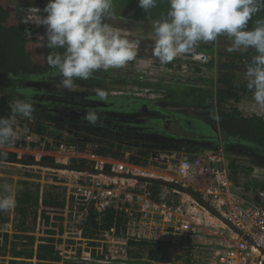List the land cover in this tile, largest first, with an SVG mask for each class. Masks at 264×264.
<instances>
[{"label":"trees","instance_id":"1","mask_svg":"<svg viewBox=\"0 0 264 264\" xmlns=\"http://www.w3.org/2000/svg\"><path fill=\"white\" fill-rule=\"evenodd\" d=\"M46 2L47 0H0V79L7 81L4 86L5 92L0 95V117L13 119L10 104L16 98L23 99L21 95L30 91L28 87L39 84L37 88H41L43 91L47 90L45 85H51L49 83L53 79H61L59 76L51 75L52 70L47 65V57L54 50L47 46L46 39L32 35V32L38 31L40 27L20 21V16L25 7L43 9ZM113 4L114 11L111 17L151 30L152 21L163 17L169 8L167 0H157V5L147 11L139 7L138 0H113ZM258 20H264V8L253 15L249 21V28L255 27ZM229 47L230 41L221 35L216 41L201 42L192 51L215 53V58L219 61L218 68L225 69L215 80L214 88L212 82L205 78L203 79L205 83H209L208 86H188L181 80L165 83L163 80L148 79L142 82L121 78L117 75L106 76L98 73H94L93 77L88 80L78 79L75 84L86 86L89 89H98L100 85L97 82L118 80L128 83L129 86L126 90L116 91L107 96V101H103L107 105L103 104L102 107L109 112L144 116V122L139 126V128H144V148L148 145V141L145 140L146 134L160 133L155 130L159 129L168 134L166 140L168 143L176 145L172 149L174 151L184 150L185 152L197 153L201 150H214L220 147L224 152L240 148L257 158L264 159V116L262 114L244 115L233 104L239 102L246 95L252 94L247 89L246 80L238 78L235 69L240 66L238 68H243L245 71L252 56L256 53L253 49H249L247 52L229 51ZM152 48L153 46H147L146 49L152 52ZM55 51L62 52L63 49H56ZM212 62L214 61L211 60L206 65L210 66ZM131 63L129 61L127 64ZM198 71L201 70L198 69ZM143 87L148 90L149 96L138 97L134 95L136 90ZM49 89L53 92L56 91L54 87ZM83 97H94L100 100L97 93L90 95L87 92V94H83ZM160 102L162 104H159ZM179 105L188 106L191 110L176 108ZM137 110L139 114L136 113ZM123 124L135 128L133 124L125 122ZM21 125L26 132L36 133L42 140H44L43 137L47 136L44 125L38 119L36 121L27 119ZM64 133L65 131L62 133L54 132L51 145H56L58 141L71 142V138L66 135L67 132ZM137 134V136L143 137L142 131ZM129 140L126 139L127 142ZM132 141L134 142V140ZM26 144L17 139L14 144L0 145V162L6 161L23 165L35 164L36 160L32 154H27L20 148L18 149L19 145L22 147ZM35 145L37 150L41 151L38 165L56 168L54 166L55 156L50 150V143L44 141L41 148L38 143ZM97 148V152L102 156L142 165L139 160L126 158L124 152H120L126 150L127 145L122 146V144L106 141L99 143ZM133 153H137V150H134ZM70 165L76 170H90L92 160L77 157L70 160ZM229 168L232 182L235 185H242L245 191L255 193L264 188V179L251 178L240 183L235 175L243 168L234 163H230ZM53 180L55 177L47 178L46 182L42 184H37L32 180L18 181L13 194L15 201L11 217L13 231L0 233L2 237L0 242L1 256L7 255V258L0 259V264H32L28 259L33 257L35 258L34 264H58L56 261L59 260V255L55 251L53 243L55 235L62 233L65 188L52 183ZM152 183L156 184L157 182L152 181ZM40 186L42 187L39 196ZM153 192L154 196H157V191ZM194 193L198 195V192L194 191ZM10 196L12 197V195ZM39 197H41L40 202ZM39 210L40 218L37 224ZM2 213L3 211H0V224L6 220ZM111 221V217L107 216L105 223L110 224ZM120 221L121 218H118L117 222ZM87 225L85 233L92 234V229L96 226L92 214L87 220ZM36 228L39 236L35 234ZM36 240H43L44 242H37ZM164 248L165 246L157 243L131 242L129 256L125 259L101 257L97 260L89 259L87 263L195 264L191 259L188 261V258H183V261L171 260L167 254L164 258L163 256L155 257L151 253L152 249L164 250ZM68 261L74 263L75 259Z\"/></svg>","mask_w":264,"mask_h":264},{"label":"built area","instance_id":"2","mask_svg":"<svg viewBox=\"0 0 264 264\" xmlns=\"http://www.w3.org/2000/svg\"><path fill=\"white\" fill-rule=\"evenodd\" d=\"M32 9L25 7L20 21L37 26L32 22H25L33 15ZM41 14L43 15L42 12ZM37 27L40 29L32 32V35H43L44 27ZM139 49L138 45L134 60L140 55ZM215 57V53L190 52L181 56L183 60L177 62L179 65L177 64L175 72L172 70V64L177 58L165 68L158 65L154 59L155 68L159 71L156 78L164 82L166 75V78L173 77V81L177 79L182 82L187 81V77L182 78L186 75L192 79L197 78L196 76L203 75V66L211 60L214 61ZM150 61L144 59V65L146 62L150 65ZM141 62L134 65L138 66ZM175 74L179 76L174 79ZM215 84V81L212 82L213 88ZM206 85L209 83L199 86ZM82 87V92H89L86 86ZM114 92L116 90L110 91V94ZM13 119L20 141L39 145L44 143L36 133L25 131L21 125L24 122L18 115ZM19 148H22L21 145ZM97 149L88 147L80 150L75 144L65 141H58L53 146L56 161L70 165L73 158H86L92 160L90 170L50 168L38 163L33 164L56 172L57 176L51 182L65 188L62 233L55 235L53 243L59 255L56 263L88 264L87 260H97L101 257L125 259L129 256L131 242L144 241L160 243L165 248L177 246V249L185 251L195 264H264V188L257 190L254 197V193L245 191L242 185H235L230 178L229 164L225 162L222 148L197 153L169 150V154L156 153V156H153L154 159L157 157L159 162L165 160L169 172L193 185L198 196L207 201L222 219L180 189L159 182L153 184L147 179L150 173L142 166L102 156ZM33 156L38 161L41 151ZM60 173L63 176H60ZM153 191H157V196H154ZM168 193L173 197L167 196ZM178 194L188 195L191 201L183 205L184 201ZM196 207L222 224H208L215 237L210 242L201 241L204 234L196 220L202 218ZM12 209L13 207L3 211L6 220L1 222L0 233L13 231ZM39 213L40 210L37 224ZM91 214L96 226L92 229V234H86L87 220ZM107 216L111 217L110 224L105 223ZM118 218H121L120 222H117ZM35 234L39 236L37 228ZM199 253L205 256L198 255ZM70 259H75V262L69 263ZM28 261L34 264L35 258Z\"/></svg>","mask_w":264,"mask_h":264},{"label":"clouds","instance_id":"3","mask_svg":"<svg viewBox=\"0 0 264 264\" xmlns=\"http://www.w3.org/2000/svg\"><path fill=\"white\" fill-rule=\"evenodd\" d=\"M167 2L166 14L152 21V55L159 63L168 64L195 50L201 42H213L223 35L230 41L229 51H255L244 79L255 105L264 110V20L249 28L253 15L264 8V0ZM138 5L147 11L157 5V0H138ZM32 11L25 22L44 27V34L39 36L54 50L47 57V65L68 91L75 90L76 80L124 67L137 56L139 42L130 41L106 22L114 11L113 0H47L42 10L33 7ZM97 96L101 101L108 99L102 90H97ZM10 108L13 116L28 119L34 112L33 103L27 99H16ZM83 119L95 126L101 116L89 108ZM17 139L15 120L0 117V145L14 144ZM14 204L10 195H0V211H8Z\"/></svg>","mask_w":264,"mask_h":264},{"label":"rangeland","instance_id":"4","mask_svg":"<svg viewBox=\"0 0 264 264\" xmlns=\"http://www.w3.org/2000/svg\"><path fill=\"white\" fill-rule=\"evenodd\" d=\"M110 25H112L115 29H117L122 36L127 37L129 40H134L138 41V45L140 47L139 49V56L136 60H132L131 64H127L124 67L121 68H114L110 69L107 72L105 71H98L96 73L101 74V75H106V76H114L117 75L121 78L125 79H132V80H138L144 82V80H156L158 81L159 79L156 78L157 74L159 71L156 70L155 68V62L153 60H157L153 55L152 52L148 51L146 48L147 46H153V40L151 37L152 30L149 28H146L144 26H138V25H133L130 24L129 22H126L124 20L115 18V17H110L107 21ZM192 52V51H191ZM188 54V53H186ZM183 54V55H186ZM180 55L177 57L176 60L173 61V64H176L173 66L172 64V70L175 72L177 62H181L183 60ZM144 59L146 60H151L150 65H147V62L144 65ZM139 61H142L140 65L136 66L135 64H138ZM218 63L217 59H214V62H212V65H206L203 66V75L196 76L197 78H191L190 76H184L182 78L187 77V81L184 80V83L188 86H193V85H204V79H208L211 82H214L219 75L225 71V69H222L221 67L218 68ZM158 65H162L159 63L157 60ZM168 64L162 65L164 68L168 66ZM179 65V64H178ZM240 66H237L235 71L237 72V76L240 79H244V69L241 68L239 69ZM202 68V67H201ZM200 68V69H201ZM167 72V71H166ZM185 73V72H184ZM177 74V73H176ZM174 76V79L176 78V75ZM167 76V75H166ZM164 77L165 83H170L173 81L172 78H166ZM1 77V76H0ZM60 79H53L51 85H45L47 87V90H43L41 88H37L39 86L33 84L31 81V84H33V87H28V92H24L22 96L23 99L29 100L30 102L33 103L34 106V112L32 114V118L30 119L31 121H36V119L39 120L40 123L44 125V128L47 131V136L43 137L44 141H48L50 143V150L53 152L54 156L56 155V152L53 151V146L51 145L52 141V134L54 132L56 133H62V131H65L64 134L67 132V137L71 138V142L75 144L76 146L79 147L80 150H83V148H88L91 147L92 149L98 147V144L101 142H113L115 144H122V146H128L126 150H121L120 152H124V155L126 158H134L135 160H139L140 163H142L143 168L147 169L148 172L150 173L149 177H155V178H164L170 182H175L178 185H183L184 188H187L191 190L192 192L196 191L193 187V185L189 184L187 181L184 179L177 177L172 172L168 171V166L165 163V160H161L159 162L156 159L153 158V156H156V153H166L169 154V150H172L174 147H176L175 144L173 143H168L167 136L168 134L161 132L159 129H155L159 131L160 133L153 134L155 132H151L152 134L148 133L145 136V140L148 141L147 147L144 148V128L139 126L143 124L144 122V116H141L139 114V111L137 110L136 113H138V116H132V114L126 115V114H120V113H114L109 112L103 109V104L107 105L105 102L98 100L94 97L91 98H84L83 94H87V92H82L84 88L80 85L75 84V90L73 91H68L64 89L61 86V83L59 81ZM177 80V79H176ZM175 80V81H176ZM26 83V82H25ZM100 87L98 89H87L89 90V94L92 95L93 93H97V90H102L106 93L107 96L112 95L110 94V91L116 90V91H122L126 90L128 88L129 84L128 83H123V81H118V80H110L107 82H97ZM7 84V81L4 79H0V95L5 92L4 86ZM50 86V87H48ZM208 86V85H206ZM55 88L56 91H51L49 88ZM61 89L63 90L62 92L57 90ZM86 90V89H85ZM41 92V93H38ZM35 95H46L50 101L54 100V107L53 105L52 110H56L59 112H62L63 116L68 117L69 115H74V116H79V117H84L85 115V110L86 109H96L100 116H105V117H113L116 119L117 124L121 125L123 124L122 122L133 124L135 128H138V132L142 131L143 132V137L137 136L138 132H129L127 135L124 133H116V132H108L105 130L101 131H96V133H92V131H89L90 127H82L77 125L76 123L68 122L62 115L57 114L56 112H45L42 110H39V106L45 107V104L47 103V99L45 100H39L35 98ZM134 95L138 97L142 96H149V92L147 89L141 88L136 90ZM76 96H80L76 97ZM73 97V98H72ZM72 98V99H71ZM78 98V99H77ZM17 99V98H16ZM15 99V100H16ZM32 99V101H31ZM14 100V101H15ZM77 101L75 103H71V101ZM236 105L244 115H250V114H262L264 116V110L260 109L258 106L255 105L253 99H252V94L246 95L243 97L239 102L233 103ZM50 108V107H49ZM176 108L178 109H184V110H191L188 106L185 107L183 105H179ZM50 110V109H49ZM51 111V110H50ZM19 116V115H18ZM34 116H37L36 118ZM21 121L25 122L28 118H24L22 116H19ZM114 130V129H113ZM132 134V135H130ZM126 139H130L128 142ZM134 140V142L132 141ZM141 140V141H140ZM141 143V146H139ZM54 144V143H53ZM39 145V144H38ZM44 145H39L40 148ZM163 146V147H162ZM185 147H190V146H185ZM27 154H36L38 153L39 150H37L35 143H29L22 148H20ZM191 149V148H190ZM134 150H137V153H133ZM202 151V150H201ZM200 152V151H198ZM190 153H195V152H190ZM225 162L227 164L234 163L242 167L243 169L239 170V172L235 175L237 178V181L240 183H244L247 180H250L251 178H256V179H264V159H260L255 157L254 155H251L250 153L246 152L243 149H235L231 151H224L223 152ZM119 156V155H118ZM57 158V156H55ZM55 162L61 163L60 161ZM159 162V163H157ZM251 169V170H250ZM250 171V172H249ZM57 173L40 168L36 165L32 166H25L20 163H9L6 161L0 162V195H12L15 192V189L17 187V183L19 180H32L33 182H36L37 184H42L46 182L47 178L55 177ZM60 176H63L60 173ZM172 177V178H171ZM6 189V191H5ZM254 193V192H253ZM171 196V193H168L167 196ZM179 198H181L184 203L183 205H186L187 202H190V198L186 194H178ZM200 212H201V220L197 218V222L200 226L201 231L205 233H209L211 230H209V221L212 220L214 224H219V226H222V224L217 221L214 217L209 218L208 214L201 210L199 207H196ZM1 228V224H0ZM208 242V241H206ZM154 254L155 257H164L165 254L172 259V260H182L183 258H188L187 260L190 261V257H188L182 249L178 250L177 246H171L164 248V250H156L152 249L151 250ZM2 251H0V259L1 258H7V255H4L3 257L1 256ZM198 255L205 256L204 254L199 253ZM201 260V259H200Z\"/></svg>","mask_w":264,"mask_h":264},{"label":"flooded vegetation","instance_id":"5","mask_svg":"<svg viewBox=\"0 0 264 264\" xmlns=\"http://www.w3.org/2000/svg\"><path fill=\"white\" fill-rule=\"evenodd\" d=\"M34 97L39 99V100L47 99V103H45V107L39 106L38 107L39 110H42V111H45V112H48V113L56 112L57 114L63 116L62 112L57 111V109L56 110H52L51 106L53 105V107H54V100L50 101L48 99V97H46V95H35ZM76 97L81 98L80 96H76ZM75 102H77V101L76 100L75 101H71L70 104L71 103H75ZM159 104H162V102H160ZM63 117L68 122L76 123L77 125L82 126V127H90L89 131H92V133H96V131L105 130V131H108V132H116V133H120V134L124 133L125 135H127V133H129V132H133L134 133V132H137V130H138V129L134 128V127H129L126 124L118 125L117 121L115 119L116 118L115 116H113V117H111V116H109V117L101 116V120L98 121L97 125H95V126L89 124L86 120H84L82 117H79V116L69 115L68 117H65V116H63Z\"/></svg>","mask_w":264,"mask_h":264},{"label":"water","instance_id":"6","mask_svg":"<svg viewBox=\"0 0 264 264\" xmlns=\"http://www.w3.org/2000/svg\"><path fill=\"white\" fill-rule=\"evenodd\" d=\"M38 161H35V163H37ZM54 166L56 168H68V169H71L72 166L71 165H65V164H62V163H54ZM147 179L151 180V181H155V182H159V183H162V184H165V185H168V186H172V187H175V188H178L180 189L181 191L189 194L192 198H194L195 200L199 201L203 206H205L207 209H209L213 214H215L217 217H219L220 219L221 216L220 214H218L214 209L211 208V206L208 204L207 201L201 199L197 194H195L194 192H192L191 190L187 189V188H184L178 184H175L173 182H170L164 178H155V177H147Z\"/></svg>","mask_w":264,"mask_h":264},{"label":"crops","instance_id":"7","mask_svg":"<svg viewBox=\"0 0 264 264\" xmlns=\"http://www.w3.org/2000/svg\"><path fill=\"white\" fill-rule=\"evenodd\" d=\"M14 193V192H13ZM251 193V192H250ZM253 194V193H252ZM12 197H13V194H12ZM254 197H255V193H254ZM196 210H198L197 208H195ZM199 211V210H198ZM208 216H209V218H213V216H211V215H209L208 214ZM215 218V217H214ZM216 219V218H215ZM217 220V219H216ZM218 221V220H217ZM209 223H212V224H214V222H212V220H210L209 221ZM221 223V222H220ZM218 226H219V224H217ZM212 232H213V230H211L209 233H205V232H202L203 234H204V237L203 238H201V241H204V242H206V241H208V242H210V240L212 241V239L213 238H215L214 237V235H212ZM148 243H154V242H148ZM157 244H160V243H157ZM161 245V244H160Z\"/></svg>","mask_w":264,"mask_h":264}]
</instances>
